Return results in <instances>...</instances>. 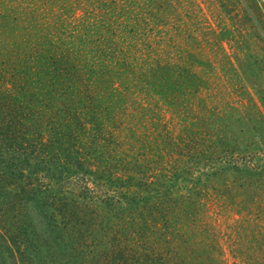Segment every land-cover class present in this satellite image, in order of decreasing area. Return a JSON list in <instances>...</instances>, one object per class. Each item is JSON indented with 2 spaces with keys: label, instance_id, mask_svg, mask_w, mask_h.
<instances>
[{
  "label": "trees",
  "instance_id": "trees-1",
  "mask_svg": "<svg viewBox=\"0 0 264 264\" xmlns=\"http://www.w3.org/2000/svg\"><path fill=\"white\" fill-rule=\"evenodd\" d=\"M24 3L27 5L16 7ZM44 9L48 7L43 1L38 5L36 0H0V264H10L9 260L27 264L34 258L32 249L37 248L32 246L36 245L32 231L24 240L21 225L13 230L9 219L18 216L21 221L22 207L28 206L34 194L40 195L39 189L33 190V177L44 170L53 173L55 181L64 175L81 179L86 190L80 201L64 202L53 194L45 203L53 207L47 206L50 231L56 229V216L73 229L70 239L61 240L63 255L58 264H199L206 255L218 260L217 232L205 240L195 233L197 185L202 177L194 180L196 194L190 189L183 194L181 182L188 187L185 175L213 160L224 163V173L244 180L242 188L247 187L246 176L259 174L233 157L226 139L215 141L217 133L208 119L206 122L207 114H197L188 106L186 84L197 91L201 89L199 79L186 67L168 62L155 65L149 61L135 70L125 52L117 55L118 67L111 66L107 60L112 42L94 26L86 37L90 41L94 32L100 34V45L87 53L74 46L62 47L64 39L71 42L76 33L70 31L64 17L57 22L55 15L45 18ZM133 71L136 77H132ZM112 89L131 95L122 104L125 111L129 112L131 103L143 110L144 134H136L137 128L132 127L131 136L136 135L129 141L114 132L113 122L120 118L109 114L105 104ZM158 94L175 108L180 132L160 112ZM117 96L112 102L117 103ZM135 111L126 115L127 122ZM174 155L179 157L175 165ZM182 157L188 158L180 163ZM212 170L207 182L217 178L213 186L228 196L226 201L236 204L229 181H225V189L216 184L227 176L219 168ZM88 181L109 190L101 205ZM95 226L103 231L101 239H96L101 234ZM255 247L258 245L252 251ZM39 261L45 260L41 257Z\"/></svg>",
  "mask_w": 264,
  "mask_h": 264
},
{
  "label": "rangeland",
  "instance_id": "rangeland-1",
  "mask_svg": "<svg viewBox=\"0 0 264 264\" xmlns=\"http://www.w3.org/2000/svg\"><path fill=\"white\" fill-rule=\"evenodd\" d=\"M36 1L38 5L42 1L47 5L48 9L43 11L45 18L55 15L54 22H57L58 17H64L70 23V31L76 33L72 43L64 39L62 47L74 46L87 53L90 48L100 45V34L94 32L90 41L86 37L87 32L90 33L89 29L94 26L95 30L101 29L104 39L112 42L107 60L111 66L118 67L117 55L125 52L128 63L135 70L137 66L149 61L155 65L168 62L174 66L186 67V70L195 74L201 89L193 91L186 84L188 106L193 107L197 114H207L206 122L208 119L217 133L215 141L226 139L229 146H232L230 149L233 150V157L242 166L247 165L259 174L249 179L246 176L247 187L242 188L241 182L244 180L236 179L235 174L224 173V163L213 160L209 163L204 161L185 175L189 179V188L182 181V193L186 194L190 189L196 194L200 187L198 196L202 197L196 199L199 210L194 218L197 220L195 233H198L200 240H205L208 234L217 232L220 242V248L215 253L218 260L213 261L206 255L199 264H264V0ZM24 4L16 7L27 5ZM182 70L186 73L184 68ZM132 77H136L135 72ZM188 81L191 82V79ZM171 86L172 84L168 87ZM113 89L107 93L109 96L105 100L107 111L120 118L116 123L113 122L114 132H119L117 135L123 140L130 141L136 134L145 133V115L134 103L129 105V112L125 111L122 104H126L131 95H125L120 89L113 92ZM160 90L163 88L156 89L155 93ZM118 94L122 96H117ZM114 96H117V103L112 102ZM160 96V112L167 120L173 121L177 132H180L181 125L174 118L175 108L169 107L162 99L163 96ZM134 111V118L127 122L126 115H132ZM132 127L137 128L133 136ZM199 129L204 131L203 126ZM187 158L182 157L179 162ZM173 159V165L178 164L179 157L174 155ZM214 167L227 176L224 181H217L218 189H225V181L228 180V185L235 189L233 195L236 196V204H231L229 199L226 201L228 196L224 197L213 186L217 178L212 180L210 177V183L207 182ZM52 174L44 170L34 175L36 186L33 190L39 189L40 195L34 194L31 197L33 200L27 203L28 206H21V221L18 216H10L9 219L13 230L21 225L24 240H28L29 232L32 231L30 235L36 243L32 246L37 249H32L34 258L27 264H58L61 240L70 239L69 234L73 231L71 226H65L63 218L59 216L53 221L56 229L49 230L51 219L50 215L47 216V206H52L45 205L49 197L55 194L65 199L64 202L74 199L80 201L86 191L83 189V180L64 175L63 179L55 181ZM200 176L202 181L196 187L194 180ZM88 182L96 203L101 205L109 190ZM50 203L53 201L50 200ZM17 209L20 212V206ZM103 222H97V225ZM207 225L212 228L208 229ZM95 227H98L100 234L103 233L100 226ZM202 229L204 232H201ZM101 237L102 234L97 235L96 239ZM254 244L258 247L252 251ZM68 248L70 249L69 244ZM41 257L44 262L39 261ZM190 263L194 264L193 261Z\"/></svg>",
  "mask_w": 264,
  "mask_h": 264
}]
</instances>
